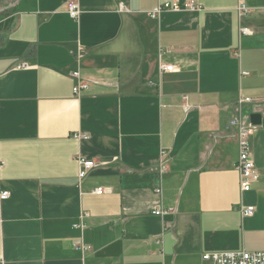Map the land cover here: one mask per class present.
Returning <instances> with one entry per match:
<instances>
[{"label": "crops", "instance_id": "obj_1", "mask_svg": "<svg viewBox=\"0 0 264 264\" xmlns=\"http://www.w3.org/2000/svg\"><path fill=\"white\" fill-rule=\"evenodd\" d=\"M5 9L0 264H206L209 253L264 252V127L251 131L259 179L244 193L230 126L251 124L253 110L264 118V0ZM74 73L90 86L80 95ZM82 161L98 167L81 180Z\"/></svg>", "mask_w": 264, "mask_h": 264}, {"label": "built area", "instance_id": "obj_2", "mask_svg": "<svg viewBox=\"0 0 264 264\" xmlns=\"http://www.w3.org/2000/svg\"><path fill=\"white\" fill-rule=\"evenodd\" d=\"M8 1L9 2L7 3V5L12 7L16 0H8ZM188 8L192 10L197 9L194 5H189ZM120 10L122 12L127 11V9L122 5L120 6ZM169 10L179 11L180 7L177 3L172 5L165 4L154 9L150 13V16L152 18H156L162 12ZM240 10L244 14L248 12L246 5L244 3H241ZM67 12L73 19H77L79 17V10L76 2L72 1L67 5ZM243 33L247 34L249 33V31L247 29H244ZM19 68L29 69L28 65L26 64H22ZM173 69H174L173 66L162 67V70L166 72H172ZM73 78L77 81L74 87L75 95H80L82 91L89 90L90 88L89 84L80 81L78 73H74ZM250 103H252L250 99H243L239 102V106H243ZM230 126L237 128V138L239 141L240 154L236 168L240 174V189L242 192L246 193L252 190L254 182L259 179V173L257 171L255 162L251 155L252 151L250 145V137H251V131L253 125L246 124L239 119H235L231 121ZM80 164H81V169L79 172V178L81 180L87 177L88 173L91 170L98 167V164L94 161H82ZM96 193L98 195H102L104 193V190L98 189ZM8 198H9L8 192L5 191L0 194L1 201H5ZM169 212L158 210L154 212V215L161 216ZM241 212L245 216H252L255 213V209L253 207H249L247 209H242ZM202 260L206 264H264V252L209 253L203 255Z\"/></svg>", "mask_w": 264, "mask_h": 264}, {"label": "water", "instance_id": "obj_3", "mask_svg": "<svg viewBox=\"0 0 264 264\" xmlns=\"http://www.w3.org/2000/svg\"><path fill=\"white\" fill-rule=\"evenodd\" d=\"M249 119H250V123L253 126H262V127H264V118H263L262 113L253 110L251 115H250V117H249Z\"/></svg>", "mask_w": 264, "mask_h": 264}, {"label": "rangeland", "instance_id": "obj_4", "mask_svg": "<svg viewBox=\"0 0 264 264\" xmlns=\"http://www.w3.org/2000/svg\"><path fill=\"white\" fill-rule=\"evenodd\" d=\"M9 1L8 0H0V17L5 14L6 10L5 7Z\"/></svg>", "mask_w": 264, "mask_h": 264}]
</instances>
